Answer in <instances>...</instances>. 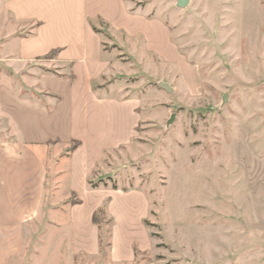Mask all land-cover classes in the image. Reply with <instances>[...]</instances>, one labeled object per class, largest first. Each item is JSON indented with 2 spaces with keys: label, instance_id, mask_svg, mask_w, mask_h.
Wrapping results in <instances>:
<instances>
[{
  "label": "rangeland",
  "instance_id": "1",
  "mask_svg": "<svg viewBox=\"0 0 264 264\" xmlns=\"http://www.w3.org/2000/svg\"><path fill=\"white\" fill-rule=\"evenodd\" d=\"M132 1L164 19L203 84L196 96L176 91L174 68H132L127 80L142 102L138 135L106 156L107 175L91 184L146 194L151 247L130 264H264V0ZM2 2L0 55H13L36 22L17 23ZM31 64H20L21 80L28 68L38 73L52 61ZM12 68L0 62V76L11 80ZM105 208L99 256L66 258L59 246L62 239L70 245V234L52 231L41 232L34 249H15L21 255L10 248L4 263L111 264L113 219Z\"/></svg>",
  "mask_w": 264,
  "mask_h": 264
},
{
  "label": "crops",
  "instance_id": "2",
  "mask_svg": "<svg viewBox=\"0 0 264 264\" xmlns=\"http://www.w3.org/2000/svg\"><path fill=\"white\" fill-rule=\"evenodd\" d=\"M2 4L17 23L36 24L19 38L17 52L0 55L14 73L11 80L0 76V115L6 119L0 124V260L10 257V248L34 249L52 231L70 234L69 246L60 236L66 258L99 256L100 226L93 215L106 205L113 219L110 263L134 262L136 251L151 247L146 194L91 182L107 175L106 156L138 135L142 102L127 83L132 68H174V89L196 96L203 84L199 65L172 41L164 19L132 0ZM52 50L55 58H44ZM36 60L52 65L38 73L28 68L21 80L20 64Z\"/></svg>",
  "mask_w": 264,
  "mask_h": 264
},
{
  "label": "trees",
  "instance_id": "3",
  "mask_svg": "<svg viewBox=\"0 0 264 264\" xmlns=\"http://www.w3.org/2000/svg\"><path fill=\"white\" fill-rule=\"evenodd\" d=\"M96 31H97V32H100V30H98V29H96ZM57 52H58L57 50H52V51H51L49 54H47L44 58H50V57L56 55ZM74 147H75V145L72 146V148H74ZM93 185H94V186H97V184H93ZM105 209H106V208H105V205H104V206L100 207V208L98 209V211H96V212L94 213V215H93V220H94L95 223H97V224L100 226V231H101V221H100L98 215H99V213H100L101 211H103V210H105ZM100 236L102 237V234H101ZM100 240H101V244H102V239H100Z\"/></svg>",
  "mask_w": 264,
  "mask_h": 264
},
{
  "label": "water",
  "instance_id": "4",
  "mask_svg": "<svg viewBox=\"0 0 264 264\" xmlns=\"http://www.w3.org/2000/svg\"><path fill=\"white\" fill-rule=\"evenodd\" d=\"M188 0H177L179 6L184 7L187 4Z\"/></svg>",
  "mask_w": 264,
  "mask_h": 264
}]
</instances>
